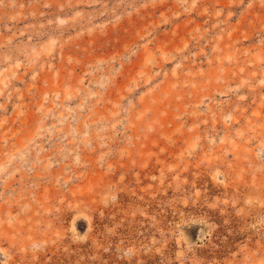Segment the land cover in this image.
Wrapping results in <instances>:
<instances>
[{"label": "rangeland", "instance_id": "1", "mask_svg": "<svg viewBox=\"0 0 264 264\" xmlns=\"http://www.w3.org/2000/svg\"><path fill=\"white\" fill-rule=\"evenodd\" d=\"M0 264H264V0H0Z\"/></svg>", "mask_w": 264, "mask_h": 264}]
</instances>
